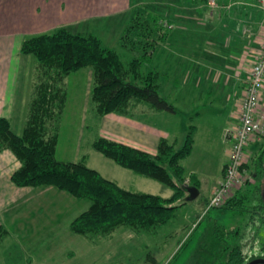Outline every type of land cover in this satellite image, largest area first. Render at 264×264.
<instances>
[{"label":"crops","instance_id":"obj_1","mask_svg":"<svg viewBox=\"0 0 264 264\" xmlns=\"http://www.w3.org/2000/svg\"><path fill=\"white\" fill-rule=\"evenodd\" d=\"M209 1L169 0L167 2L182 5L170 15H166V11L157 12L173 24L174 28L165 30L163 38L158 39L154 48H147L148 62L144 68L147 73L160 72L161 93L174 104L175 113L138 104L132 109L130 116L118 113L105 115L98 122V128L88 127L86 119L83 125L84 135L86 131H90L94 138L98 133L102 137L156 155L162 139L177 142L179 146L181 139L186 138L188 129L196 126L193 154L197 144L207 148L210 140H213L211 109L214 102L209 99L213 95L215 100L218 97L226 102L234 99L229 115L233 119L228 127L237 123L250 71L262 51L264 13L250 5L254 0H217L215 8L209 5ZM159 5H162L161 0H0V117L11 120V116L21 109L17 98L22 73L20 61L22 63L24 58L20 57L27 56H22L20 50L27 37L67 27L74 33L97 35L106 47L125 51L126 56V51L136 52L138 48H134L133 44L126 46L122 43L126 29L139 12H156ZM118 44L119 47H116ZM77 80L83 79L78 76ZM91 90L88 94L79 90L82 94H79L78 106H81L83 100L82 107L87 110V115ZM201 107H210V111H206V117L199 120ZM11 123L15 131L12 120ZM228 127H224L223 141L230 146L231 139L225 135ZM22 129L20 127L21 131L16 132L21 133ZM84 154L88 155L89 161L91 152L78 154L74 161L80 160ZM227 162L228 158L221 165L216 180L224 174ZM20 166L21 162L11 150L0 151V213L6 212L12 225L17 226L14 233L18 243L22 244L27 264H62L50 253L54 251L53 246L41 249V253L37 245L52 244L59 239L57 224L64 218L60 207L66 210L69 208L67 204H60L57 200L67 192L60 189L59 192L54 186H16L11 177ZM186 169L187 180H197L199 191H203L202 186L208 181L203 176H198L197 168L190 172L187 167ZM129 175L123 174L119 181L105 177L124 188L139 190L133 189L132 183H124L123 177H131ZM204 192L210 193L209 188ZM47 194H50V201L46 205L41 208L38 205L34 214L33 210L28 211L27 204L30 201L34 198L46 201L44 196ZM172 194L173 191L169 196ZM6 221L0 219V223L10 229V224ZM23 244L31 245L28 248L23 247ZM82 246L83 250L95 247V250L103 253L102 256H111L108 259L110 264L115 263L122 252L118 238L101 247L92 245L89 241ZM83 250L79 252L71 248L66 264L79 263Z\"/></svg>","mask_w":264,"mask_h":264},{"label":"trees","instance_id":"obj_2","mask_svg":"<svg viewBox=\"0 0 264 264\" xmlns=\"http://www.w3.org/2000/svg\"><path fill=\"white\" fill-rule=\"evenodd\" d=\"M162 21L168 20L157 12H139L122 36L124 45L138 47L136 52L126 51V56L125 51L122 54L106 47L97 35L74 33L67 27L29 36L21 46V54L32 56L37 62V79L22 132L13 130L9 118L0 117V151L11 150L21 162L11 177L16 186H54L76 198L89 200V209L72 221L71 229L93 243L114 237L122 227L153 231L168 225L186 204L185 198H190L189 188L199 187L193 178L192 183H186L187 169L183 163L193 152L196 126L188 129L181 147L177 142L162 139L156 155L98 133L92 139V148L105 158L170 188L173 194L169 197L120 186L90 167L87 154L78 161L57 157L69 96L66 79L82 69H93L91 102L97 122L110 113L130 116L138 104L175 113L174 104L161 93L160 72L147 73L144 68L148 62L147 48H154L167 30ZM252 178L247 183L251 188L244 186L223 206L215 208L241 212L252 209L264 219V147L259 151ZM215 231L222 242L239 233L237 229L218 225ZM9 234L0 223V240ZM245 248L241 241L232 248L224 247L227 258L215 264H247Z\"/></svg>","mask_w":264,"mask_h":264},{"label":"rangeland","instance_id":"obj_3","mask_svg":"<svg viewBox=\"0 0 264 264\" xmlns=\"http://www.w3.org/2000/svg\"><path fill=\"white\" fill-rule=\"evenodd\" d=\"M161 1L162 5L157 6L158 10L156 12L161 13L163 11L164 13L166 11V15L168 13L169 15L175 13L179 6L182 5V3L178 2H167L169 0ZM116 47H119V44ZM121 53L124 54L123 51ZM26 56L20 57L24 58L22 63L20 61V71L22 73L20 74L17 98L18 106L21 109L18 110V113L11 116L15 131L17 132H20V127H23L25 124L27 117L25 111H27L29 99L32 96L34 83L37 79V62L32 56ZM78 76L83 80L78 81ZM66 81L69 99L60 132L57 150L58 159L74 161L77 159L78 154L91 152L88 161L89 166L99 170L105 176L119 181L123 174H130L129 176L131 177L124 176L123 180L126 185L132 183L133 189L169 196L172 191L167 186L156 180L135 175L133 171L116 165L115 162L105 158L92 148L91 139L93 137L89 130V133L86 131L85 135L83 134V125L86 119L88 127L98 128L92 102L89 103L88 115L85 107H82L83 100L81 101V106H78L80 100L79 94L81 92L88 94L93 87V69H82L70 75ZM86 83H89L88 87ZM80 89L81 92L79 93ZM209 99L214 102V107L211 109L213 121L211 135L213 140H210L207 148L197 144L192 156L183 162L189 172L197 168L198 176L201 178L203 176L208 183L204 182L202 186L203 191H199V195L196 198H185L186 204L177 211L176 217L168 225L153 231H137L132 228L122 227L114 237L100 243H93L86 236L75 235L70 229L72 219H75L86 211L91 202L85 199H78L68 193H65L66 195L60 193L61 195L57 201L63 205L67 204L69 209L66 210L60 207V213L64 214V218L57 224L59 239L52 244H36L39 246V251L41 252V249L47 248L48 245L53 246L54 251L50 253L55 256L58 263L66 264L68 251L71 248L80 252L84 249L82 246L84 242L89 241L92 245L101 247L118 238L122 252L117 256L118 259L113 264H215L216 261L227 258L228 252H224L223 248L226 246L232 248L238 241L246 245L245 254L248 257L264 255L262 249L264 245V219L260 218L259 213H255L252 209L242 212L238 209L226 208L207 210L215 186L224 176L223 174L219 180H216L220 173L221 165L227 160L229 154L230 146L223 141V130L224 127H228L233 119L229 115H231L230 112L232 111L234 102L233 98L227 102L219 97L215 100L214 95L210 96ZM22 107H24L23 110ZM214 108H218V110L216 111ZM201 109L199 120L206 117L205 114L210 111V107H201ZM184 140L185 138L181 139L178 147L183 145ZM263 147L264 137L252 143L248 148L250 160L247 173L250 177L252 176L259 151ZM204 149L206 150L204 151ZM246 186L247 188H251L249 184H246ZM208 188L210 193L206 194L204 191ZM57 190L60 192L59 189ZM44 197H46V201H40V198H34L30 201L27 204L28 211L33 210L34 214L38 205H40V208L42 205H46L50 201V194ZM1 218L6 219L11 228L8 229L6 227L10 234L0 240V264H27L26 255L21 247L22 244L18 243L17 236L14 233L17 230V226L12 225L6 212L0 213ZM217 225L230 230L237 229L239 233L233 237H227V241L222 242L215 231ZM30 245L23 244V247L29 248ZM98 251L95 250V247L91 250H83L79 263L76 264H110V260L108 261V259L111 256H102L103 253Z\"/></svg>","mask_w":264,"mask_h":264},{"label":"built area","instance_id":"obj_4","mask_svg":"<svg viewBox=\"0 0 264 264\" xmlns=\"http://www.w3.org/2000/svg\"><path fill=\"white\" fill-rule=\"evenodd\" d=\"M209 5L215 8L217 0H210ZM250 5L264 13V0H254L250 2ZM162 25L167 30L174 28L168 21H162ZM225 135L231 139L228 162L223 178L215 186L207 210L223 206L253 179L248 175L246 165L250 160L248 148L264 137V42L261 54L250 71L237 123L226 128ZM189 182V179L186 180L187 184Z\"/></svg>","mask_w":264,"mask_h":264},{"label":"water","instance_id":"obj_5","mask_svg":"<svg viewBox=\"0 0 264 264\" xmlns=\"http://www.w3.org/2000/svg\"><path fill=\"white\" fill-rule=\"evenodd\" d=\"M189 191H190L191 198H196L199 195V190L196 187H190ZM260 263H264V260H261V259L253 260L249 264H260Z\"/></svg>","mask_w":264,"mask_h":264},{"label":"flooded vegetation","instance_id":"obj_6","mask_svg":"<svg viewBox=\"0 0 264 264\" xmlns=\"http://www.w3.org/2000/svg\"><path fill=\"white\" fill-rule=\"evenodd\" d=\"M263 249V253H264V245L262 247ZM248 257V256H247ZM249 261L247 264H249L250 262H252L253 260H258V259H261V260H264V255H261V256H258V257H248ZM260 264H264V263H260Z\"/></svg>","mask_w":264,"mask_h":264}]
</instances>
